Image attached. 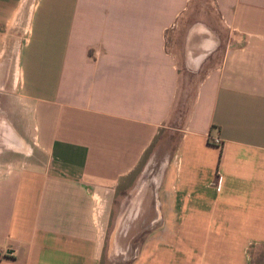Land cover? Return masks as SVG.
<instances>
[{
  "label": "crops",
  "instance_id": "obj_1",
  "mask_svg": "<svg viewBox=\"0 0 264 264\" xmlns=\"http://www.w3.org/2000/svg\"><path fill=\"white\" fill-rule=\"evenodd\" d=\"M25 1L0 0V264H102L105 207L170 127L184 68L199 77L126 264H247L264 243V0H211L222 43L192 22L179 63L191 0Z\"/></svg>",
  "mask_w": 264,
  "mask_h": 264
},
{
  "label": "rangeland",
  "instance_id": "obj_2",
  "mask_svg": "<svg viewBox=\"0 0 264 264\" xmlns=\"http://www.w3.org/2000/svg\"><path fill=\"white\" fill-rule=\"evenodd\" d=\"M34 0H26L25 4L30 5ZM18 37L24 36L25 20L21 19ZM204 21L216 28L219 32L222 43L224 32L217 21L216 14L212 10L211 0H191L187 10L180 18L172 39V50L179 63L181 40L183 31L192 22ZM15 44L17 42L15 41ZM221 48L217 49L210 60H207L200 74L212 62L219 60ZM199 74L183 69L181 97L172 111V117L167 122L170 127L164 128L153 139L152 143L141 155L137 164L130 174L122 182L117 184V189L110 196L109 203L103 213V241H102V264H126L141 248L142 238L145 229L136 226L139 218H132V213H141L138 205L141 202V191L154 192L158 180V171L163 166V160L173 154L175 140L178 131L172 127H178L179 117L183 120L184 114L193 96ZM175 114L177 116H175ZM179 116V117H178ZM154 194V193H153ZM152 196V194H151ZM135 207V208H134ZM134 209L132 212L131 210ZM139 216V215H138ZM247 264H264V243L251 244L247 249Z\"/></svg>",
  "mask_w": 264,
  "mask_h": 264
},
{
  "label": "built area",
  "instance_id": "obj_3",
  "mask_svg": "<svg viewBox=\"0 0 264 264\" xmlns=\"http://www.w3.org/2000/svg\"><path fill=\"white\" fill-rule=\"evenodd\" d=\"M211 142L216 143V144H219L220 139H219L218 136H213V137H211ZM98 202H99V201H98V199H97V202H96V205H95V212H96V213H98V212L100 211V210H99ZM3 254H4L3 250L0 249V257H1V255H3Z\"/></svg>",
  "mask_w": 264,
  "mask_h": 264
}]
</instances>
